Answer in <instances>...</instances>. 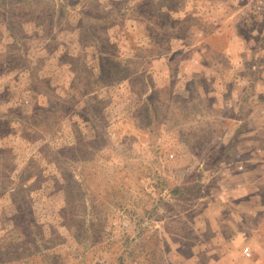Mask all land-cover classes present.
I'll use <instances>...</instances> for the list:
<instances>
[{
  "label": "rangeland",
  "instance_id": "obj_1",
  "mask_svg": "<svg viewBox=\"0 0 264 264\" xmlns=\"http://www.w3.org/2000/svg\"><path fill=\"white\" fill-rule=\"evenodd\" d=\"M253 4L0 0V264H264V188L235 228L194 168L221 144L193 71L264 69Z\"/></svg>",
  "mask_w": 264,
  "mask_h": 264
},
{
  "label": "crops",
  "instance_id": "obj_2",
  "mask_svg": "<svg viewBox=\"0 0 264 264\" xmlns=\"http://www.w3.org/2000/svg\"><path fill=\"white\" fill-rule=\"evenodd\" d=\"M232 51L229 48L225 54L233 65L244 54L242 57ZM193 73L206 74L214 81L207 91L211 101L205 104L206 114L201 121L207 119L210 111H216L214 118L208 116L207 125L214 131L210 144H221L220 149L211 148L209 154L197 156L194 152L193 159L197 156L194 168L199 172L200 183L203 176L214 179L216 195L218 189L224 190L215 197L214 203L232 207L227 215L217 212L214 219L231 221L236 228L238 220L258 219L259 193L264 188V69L212 68ZM245 225V231L252 228L248 223Z\"/></svg>",
  "mask_w": 264,
  "mask_h": 264
},
{
  "label": "built area",
  "instance_id": "obj_3",
  "mask_svg": "<svg viewBox=\"0 0 264 264\" xmlns=\"http://www.w3.org/2000/svg\"><path fill=\"white\" fill-rule=\"evenodd\" d=\"M254 1V4L252 7L258 12L264 14V0H252ZM264 40V39H263ZM255 67V66H254ZM253 67V68H254Z\"/></svg>",
  "mask_w": 264,
  "mask_h": 264
}]
</instances>
